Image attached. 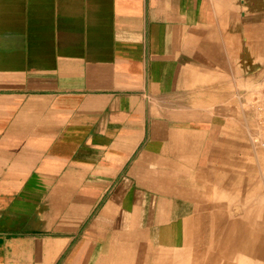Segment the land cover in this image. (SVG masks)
Instances as JSON below:
<instances>
[{"label": "crops", "instance_id": "obj_1", "mask_svg": "<svg viewBox=\"0 0 264 264\" xmlns=\"http://www.w3.org/2000/svg\"><path fill=\"white\" fill-rule=\"evenodd\" d=\"M248 60L264 64V0H0V264L33 248L52 264L92 208L130 258L135 240L184 247L199 202L212 232L216 198L199 193L232 187Z\"/></svg>", "mask_w": 264, "mask_h": 264}, {"label": "rangeland", "instance_id": "obj_2", "mask_svg": "<svg viewBox=\"0 0 264 264\" xmlns=\"http://www.w3.org/2000/svg\"><path fill=\"white\" fill-rule=\"evenodd\" d=\"M246 73L247 83L245 87L231 97V112L229 116L233 134H237V125H239V121L243 120L245 122V141L237 138L231 139L230 165H227V161L224 162L225 166L222 163L224 166L222 172L227 173L224 180L225 182H231L232 186L241 185L244 187L246 181L248 191L255 190L257 192H255V195L257 194L258 199L259 195L264 197V143L262 144L256 140L259 136L257 128L255 127L252 102L264 81V64L257 66L253 61L251 62L248 60ZM239 193L243 192H200L199 197L216 198L215 204L216 206L220 205L224 214H227V210H230L233 215L234 212L238 210V218L241 216L240 212L242 213L246 209V205L243 206V202L240 201L241 197ZM224 197H229L228 201L225 200ZM211 201L212 200H210V202ZM210 202H206L204 205H209ZM43 210L44 212L46 211V209ZM97 210L98 208L95 211ZM95 211L94 208H92L90 212L91 215L88 213L86 239L72 241L70 248L54 256L52 264H67L75 252L79 251L80 245V264H177L178 261H181L187 256L194 260L193 257L200 254L201 256L198 264H202L206 261L207 256H209L204 253L210 252L211 246L214 244L213 239L217 237L214 231L211 232L208 220H205L203 224L200 222V216H205L207 219L210 213V209L200 204L197 211L191 208L193 219H197L198 223L194 222L191 224L192 226L184 247L178 249H164L147 241L135 240L130 258V240L126 239V233L120 230L121 225L116 222L117 217L112 218L111 213L108 212L103 216L97 215V218H95L93 217ZM233 218H236V216L233 215ZM112 219H114L115 222H112ZM198 224L199 226L201 225V229L204 227L202 231L204 239L200 242L193 240ZM28 227L37 228L38 225L36 223H30ZM37 234L39 235L37 240L45 241L47 239V233L38 232ZM47 258L48 253H45V249H32V264H39V262L47 261ZM191 264H194V262L192 261Z\"/></svg>", "mask_w": 264, "mask_h": 264}, {"label": "bare ground", "instance_id": "obj_3", "mask_svg": "<svg viewBox=\"0 0 264 264\" xmlns=\"http://www.w3.org/2000/svg\"><path fill=\"white\" fill-rule=\"evenodd\" d=\"M246 185L245 181L244 187L234 185L229 190L243 192L239 196L246 209L240 212L241 216L237 218L238 210L233 214L236 218H233L230 210L224 214L220 205L214 207L213 231L217 237L213 239L210 252L204 253L209 256L202 264H264V197L258 194L257 199L256 191H248ZM224 199L228 201L229 197ZM200 256L196 255L191 261L198 264Z\"/></svg>", "mask_w": 264, "mask_h": 264}, {"label": "built area", "instance_id": "obj_4", "mask_svg": "<svg viewBox=\"0 0 264 264\" xmlns=\"http://www.w3.org/2000/svg\"><path fill=\"white\" fill-rule=\"evenodd\" d=\"M254 119L259 138L257 142L264 143V81L262 82L255 99L252 102Z\"/></svg>", "mask_w": 264, "mask_h": 264}]
</instances>
